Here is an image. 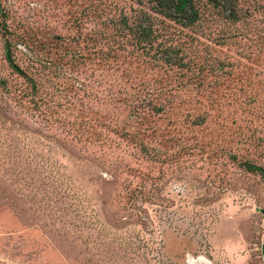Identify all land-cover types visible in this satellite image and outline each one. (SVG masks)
<instances>
[{
	"label": "rangeland",
	"instance_id": "rangeland-1",
	"mask_svg": "<svg viewBox=\"0 0 264 264\" xmlns=\"http://www.w3.org/2000/svg\"><path fill=\"white\" fill-rule=\"evenodd\" d=\"M234 1L0 0V264H264V0Z\"/></svg>",
	"mask_w": 264,
	"mask_h": 264
},
{
	"label": "trees",
	"instance_id": "trees-1",
	"mask_svg": "<svg viewBox=\"0 0 264 264\" xmlns=\"http://www.w3.org/2000/svg\"><path fill=\"white\" fill-rule=\"evenodd\" d=\"M210 4L220 6L223 3L229 4L230 7L235 3L234 0H204ZM153 3V10L167 18L169 20L175 21L184 27H191L197 23L199 20V13L196 8V0H150ZM0 12L2 13V8L0 4ZM143 34L147 35V31L144 30ZM5 38V50H6V61L9 67L17 74L26 77L25 72L16 63L13 53L12 44L10 39L4 33ZM3 85L4 82H2ZM235 159V158H234ZM241 167L244 168L249 173H254L259 175L264 180V167L250 163L242 162Z\"/></svg>",
	"mask_w": 264,
	"mask_h": 264
}]
</instances>
